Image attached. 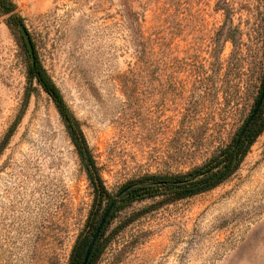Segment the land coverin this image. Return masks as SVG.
<instances>
[{"label":"rangeland","instance_id":"1","mask_svg":"<svg viewBox=\"0 0 264 264\" xmlns=\"http://www.w3.org/2000/svg\"><path fill=\"white\" fill-rule=\"evenodd\" d=\"M13 1L113 197L204 164L260 94L264 0ZM23 41L0 14V264H68L94 189ZM164 199L125 203L96 264H264V130L221 184Z\"/></svg>","mask_w":264,"mask_h":264},{"label":"trees","instance_id":"2","mask_svg":"<svg viewBox=\"0 0 264 264\" xmlns=\"http://www.w3.org/2000/svg\"><path fill=\"white\" fill-rule=\"evenodd\" d=\"M0 14H9L10 22L16 26L18 25V22H24V18L17 12L16 3L13 0H0ZM33 44L35 46L36 60L33 63L29 55L30 64L28 67V80H36L45 92H47L52 98L71 142L76 149L80 162L94 189V199L88 218L83 230L79 234L72 248L68 261V264H82L93 232L95 231L105 208L110 204L114 197L106 189L103 183L99 168L91 152L80 121L76 118L59 88L41 64L34 40ZM23 46L28 53V49L24 41ZM258 97L255 101V105ZM241 128L237 130L236 134L229 143L221 146L204 164L197 166L184 174L173 176L152 175L144 177L140 181L127 184L125 187L130 186V188L120 197L117 206L107 220V223L89 258L88 264H96L103 249V237L117 212L125 203L135 200H143L146 198H154L159 195H165L164 201L172 202L211 190L229 178L239 168L250 147L264 130V102L249 128L245 132L243 138L239 143H237V138ZM12 129L7 134L4 142L0 144V153L5 147L8 137L12 134ZM104 204L106 205L104 206Z\"/></svg>","mask_w":264,"mask_h":264},{"label":"water","instance_id":"3","mask_svg":"<svg viewBox=\"0 0 264 264\" xmlns=\"http://www.w3.org/2000/svg\"><path fill=\"white\" fill-rule=\"evenodd\" d=\"M18 29L23 37V40L27 46L28 49V53L31 57L32 62L34 63L36 60V53H35V46L33 44V40L31 37V34L29 32V30L27 29L26 25L23 22H18ZM264 102V81H263V85L258 97V100L256 102V105L253 109V111L251 112V114L249 115V117L247 118V120L245 121V123L243 124L241 131L238 135L237 138V143H239L241 141V139L243 138L245 132L247 131V129L249 128L250 124L252 123V121L254 120L255 116L257 115L260 107L262 106ZM130 188V186L123 188L114 198L113 200L110 202V204L105 208L99 223L97 224V227L95 229V231L93 232L92 238L89 242V245L87 247V250L85 252L82 264H88L89 258L94 250V247L107 223V220L109 219L111 213L113 212V210L115 209V207L117 206L120 197Z\"/></svg>","mask_w":264,"mask_h":264}]
</instances>
